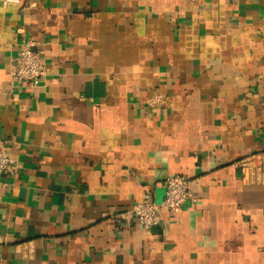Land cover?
I'll list each match as a JSON object with an SVG mask.
<instances>
[{"label":"crops","instance_id":"1","mask_svg":"<svg viewBox=\"0 0 264 264\" xmlns=\"http://www.w3.org/2000/svg\"><path fill=\"white\" fill-rule=\"evenodd\" d=\"M0 143V264H264V0H0Z\"/></svg>","mask_w":264,"mask_h":264},{"label":"built area","instance_id":"2","mask_svg":"<svg viewBox=\"0 0 264 264\" xmlns=\"http://www.w3.org/2000/svg\"><path fill=\"white\" fill-rule=\"evenodd\" d=\"M32 41L25 39L22 44L21 54L16 59V70L13 72L14 82L25 84L41 78L46 74L47 67L40 52L32 49ZM161 100L157 95L150 99L152 106ZM12 157L9 147L0 143V178L12 165ZM243 167L246 173L256 176L258 170L264 169V156L254 154L245 159ZM166 193L162 203L149 201L139 202L133 206L132 212L144 228L159 224L163 213L180 212L184 210L187 201L190 199L193 204L197 203V197L192 193L191 183L183 175H172L165 181Z\"/></svg>","mask_w":264,"mask_h":264}]
</instances>
